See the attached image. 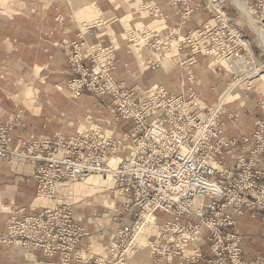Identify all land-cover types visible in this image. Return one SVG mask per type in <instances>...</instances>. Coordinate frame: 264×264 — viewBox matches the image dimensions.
I'll use <instances>...</instances> for the list:
<instances>
[{
	"label": "built area",
	"instance_id": "2783aa9c",
	"mask_svg": "<svg viewBox=\"0 0 264 264\" xmlns=\"http://www.w3.org/2000/svg\"><path fill=\"white\" fill-rule=\"evenodd\" d=\"M206 1L212 21L180 35L130 30L128 44L150 52L147 69L160 66L174 52L183 69H189L197 54L214 55L227 63L235 85L263 75L264 58H258L241 28L231 23L223 0ZM170 2L179 5L182 22L190 18L189 0ZM245 3L255 26L264 31V0ZM235 9L241 12L236 4ZM255 46L264 51L260 41ZM114 51L112 45L71 42L68 90L74 97H108L114 113L130 123L124 141L96 126L74 135L19 139L11 150L10 133L21 123V110L0 126V166L10 155L33 162L36 194L55 201L30 214L11 215L0 241L18 242L43 258L59 255L69 261L81 250L87 232L74 218L72 204L57 200L60 185L97 175L111 178L125 198L113 215H123L129 204L136 207L130 225L117 227L101 264H126L140 249L134 240L146 225L154 230L147 241L151 264H264L263 255H244L243 236L233 228L235 217L243 215L258 217L264 226V121L258 120L238 140L228 139L220 121L223 96L202 106L193 91L130 86L112 76ZM120 151L123 155L115 162ZM233 154L226 166L225 155ZM158 212L168 217L159 221Z\"/></svg>",
	"mask_w": 264,
	"mask_h": 264
},
{
	"label": "crops",
	"instance_id": "0c3cea01",
	"mask_svg": "<svg viewBox=\"0 0 264 264\" xmlns=\"http://www.w3.org/2000/svg\"><path fill=\"white\" fill-rule=\"evenodd\" d=\"M189 2L193 11L182 22L179 5L170 0H0V126L21 110V123L10 133L9 149L19 139L74 135L96 126L115 139L125 140L130 123L114 113L108 97L89 93L74 97L68 90L70 43L81 40L114 47L111 73L115 79L140 89L158 84L168 90L193 91L202 106H210L223 96L220 121L224 135L238 140L252 132L258 120L264 121V79H258L260 76L235 85L226 62L214 55L197 54L189 69H183L174 52L164 57L160 66L147 69L144 64L150 52L127 42V32L134 29L147 28L159 36L180 35L212 21L211 11L204 6L206 0ZM222 9L257 49L233 3L223 0ZM259 41L262 44V37ZM118 154L122 157L123 151ZM234 156L225 155L226 166L232 164ZM34 166L19 155H10L0 166V235L5 233L11 215L30 214L54 203L36 194ZM87 180L79 187L64 183L59 191L61 201L72 204L74 218L85 226L87 236L80 241V251L65 262L59 255L43 258L18 242L0 243V264H101L117 230L111 223L114 211L104 212L105 204L116 206L125 198L115 188L103 193L97 182ZM163 215L162 220L168 217ZM233 228L243 236L246 257L264 256V226L258 217L236 216ZM145 234L147 242L154 230ZM93 259L97 263H92ZM126 264L151 263L148 253L138 256L135 252Z\"/></svg>",
	"mask_w": 264,
	"mask_h": 264
},
{
	"label": "rangeland",
	"instance_id": "374dc122",
	"mask_svg": "<svg viewBox=\"0 0 264 264\" xmlns=\"http://www.w3.org/2000/svg\"><path fill=\"white\" fill-rule=\"evenodd\" d=\"M227 2H232L233 3V5H234V7H235V3L232 1V0H226ZM243 1V3H244V5H246L245 4V0H242ZM240 9V8H239ZM241 10V9H240ZM238 13H241V15L240 14H238L237 16H238V19L240 18L241 20H242V22H244L246 25H247V27L249 28V30L251 31V36H252V38L254 39V43L256 44V43H258L259 42V39L262 37V36H264V31H261L260 29H258V27H256V26H254V28L247 22V20H246V18H245V16H244V14H243V12H242V10H241V12H238ZM249 16H250V19L255 23V18L252 16V15H250L249 14ZM253 31V32H252ZM257 34V36H256V34ZM254 47V46H253ZM255 50V53H256V55L258 56V58H264V51H262L261 49H259V48H257V49H254ZM227 64V63H226ZM225 64V65H226ZM227 66V65H226ZM19 110V109H18ZM14 112V111H13ZM12 112V113H13ZM14 114V113H13ZM10 120V119H9ZM8 120V121H9ZM8 121L6 122V123H8ZM5 124V123H4ZM3 125V124H2ZM121 158V156H120V154H118L117 153V155L114 157V161L115 162H117L119 159ZM90 179H92L94 182H97V184L99 185V187H98V189L99 190H103V193H108V189H113V188H115V186H114V182H113V180L111 179V178H107V180H105V179H103L101 176H92V177H89ZM88 180L86 179V180H84V181H76V182H72L71 183V185L73 186H75V187H79L82 183H84V182H87ZM77 192H78V188H76L75 189ZM107 190V191H106ZM62 195H63V193H61ZM60 195V194H59ZM58 195V201H61V199H60V196ZM65 196L66 197H70L71 196V194H68L67 195V193H65ZM48 200H50V199H48ZM70 200H74V199H70ZM52 201V200H51ZM66 202V201H65ZM54 203H55V201H54ZM53 203V204H54ZM67 203H69V201H67ZM113 203V202H112ZM111 202H110V204H105V211L104 212H106V213H108V211H109V209H111L112 211H115L116 209H118V208H120V207H122V202L120 203V202H118L117 204H116V206L115 205H113ZM52 204V205H53ZM71 207H73V206H71ZM135 214H136V207H133L132 205H130L129 204V207H128V209L125 211V213L123 214V215H121L120 217H116L115 215H112V218H111V223H115L116 224V228L119 226V224L120 223H122V222H125V223H128V225H130V222L131 221H133L134 220V218H135ZM164 215H163V213H158V218H159V221H161L162 220V218H164L163 217ZM110 217V216H109ZM152 233L153 232V229L151 228V226H149V225H146L144 228H142L141 230H140V232L138 233V235L135 237V242L137 243V245H139L140 246V249H136L133 253H137V255L139 256V255H142L143 253L144 254H146L147 253V242H145V236H146V234L145 233ZM4 234V233H3ZM3 234H1L0 236H2ZM0 243H8V242H4V241H0ZM132 253V254H133ZM131 254V255H132ZM130 255V256H131ZM129 256V257H130Z\"/></svg>",
	"mask_w": 264,
	"mask_h": 264
},
{
	"label": "bare ground",
	"instance_id": "6f19581e",
	"mask_svg": "<svg viewBox=\"0 0 264 264\" xmlns=\"http://www.w3.org/2000/svg\"><path fill=\"white\" fill-rule=\"evenodd\" d=\"M233 1L242 10V12H243L246 20L248 21V23L254 28L255 24L250 19V16H249L250 13L248 12L247 7H246V5H244L243 1L242 0H233ZM262 44L264 45V36H262ZM258 79L263 80L264 76H260V78H258ZM103 179H105V178H103ZM105 180H107V178Z\"/></svg>",
	"mask_w": 264,
	"mask_h": 264
}]
</instances>
